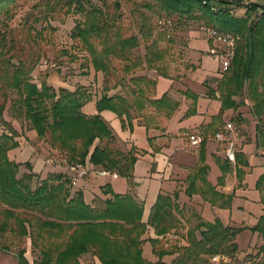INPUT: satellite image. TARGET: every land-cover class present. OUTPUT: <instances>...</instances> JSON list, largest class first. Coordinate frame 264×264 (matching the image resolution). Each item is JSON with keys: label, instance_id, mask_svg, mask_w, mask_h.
Returning <instances> with one entry per match:
<instances>
[{"label": "trees", "instance_id": "obj_1", "mask_svg": "<svg viewBox=\"0 0 264 264\" xmlns=\"http://www.w3.org/2000/svg\"><path fill=\"white\" fill-rule=\"evenodd\" d=\"M212 1L226 7L215 8ZM20 6L19 0H0V237L4 238L3 243L7 236L11 239L1 248L12 251L10 247L15 246L16 264H80L86 254L101 264H152L142 257L146 241L142 237L147 226L153 228L157 237L180 226L170 197L159 195L147 223H142L143 205L131 195L113 194L106 184L103 193L111 198L92 207L70 183L68 173H50L43 179L36 173L37 176L29 172L19 175L23 165L31 171L30 163L11 160L8 154L19 148L23 137L12 124L17 121L24 130L34 132L38 140L62 153L67 163H81L88 172L107 171L130 182L136 162L133 149L124 153L115 147L113 133L100 113H113L120 120L121 129L129 131L135 119L149 130L155 112L169 117L167 96L153 100L155 82L144 73V69L153 70L167 77V72L156 67L164 60L163 52L153 42L144 48L143 55L134 54L141 43L134 35L124 36L118 24V2L96 6L91 0H36L15 31L9 24ZM140 8L165 19L160 23L166 28H173V21L178 25L202 22L240 37L229 69L215 80L220 114L244 106L236 99L245 95L256 120L255 144L264 152V8L244 4L243 0H143L132 12L139 17L140 28H146ZM237 8L244 9L243 16L235 15ZM58 14L79 16L70 38L75 48L85 53L80 64L82 75L90 69L102 75V94L96 100L97 114L93 116L82 113L84 105L94 97L85 86L54 89L45 80L39 84L33 81L32 73L41 59L36 50L38 42L44 33L54 31L49 22ZM41 21L46 26L38 29L36 25ZM15 33L23 38H16ZM142 36L147 42L150 33L145 31ZM77 60L73 57L72 62ZM193 112L189 109L185 117ZM246 165L243 154L236 153L233 167L238 178V167ZM220 169L223 177L231 170L229 162H223ZM205 170L202 165L194 171V177L190 176L186 189L189 196L195 191L191 190L195 178ZM256 187L263 192L264 176ZM249 229L264 241V213ZM242 230L224 227L219 220L206 223L198 218L194 227L188 229V245L180 250L174 264H212L211 256L219 254L233 257L237 251L235 237ZM25 239L30 242L31 254H35L32 262L21 246ZM147 241L158 260L172 253L159 246L161 240ZM259 253L263 257L256 264H264V245Z\"/></svg>", "mask_w": 264, "mask_h": 264}, {"label": "crops", "instance_id": "obj_2", "mask_svg": "<svg viewBox=\"0 0 264 264\" xmlns=\"http://www.w3.org/2000/svg\"><path fill=\"white\" fill-rule=\"evenodd\" d=\"M243 3L255 4L264 8V0H243ZM178 41H180L177 45L179 47L178 61L170 64L167 77L159 76L156 71L152 70L144 72L155 82V94L152 99L158 100L163 95L167 96L166 111L171 112L169 117L155 112L149 124V130L138 124L139 119L133 120L131 131L122 130L128 134L140 131L144 133L145 144L138 147L129 139L119 140L111 129L109 121L104 117L107 111L101 112L102 119L113 133L115 147L124 153L133 149L136 162L130 182L122 178L124 184L118 189L113 188L110 183L100 184L99 188L93 191L94 195L90 201L84 200L92 207L101 206L104 200L111 198L102 190L104 185L109 184L113 194L131 195L142 203V223H147L158 196L170 197L176 205L173 214L180 221V226L164 237L155 236L153 228L147 226L146 233L142 237L146 240L142 245V257L146 260L149 254L152 264H174L181 254L180 250L188 245L186 239L188 229L194 227L198 218L206 223L219 220L224 227L246 228L242 212H233L234 202L237 201V211H239L241 210L239 204L242 200L260 203L262 198L264 199V190L259 191L256 187L258 179L264 176L262 170L264 157L257 156L260 149L255 144L254 127L256 123L252 122L253 129L248 132V136L243 134L245 124H249L248 121L252 117H248L243 111L247 105L236 110L229 109L220 114L221 104L215 96V93H218L215 80H219L222 74H220L217 60L211 55L215 44L207 40L206 36L197 34L194 29L180 34ZM62 88L72 90L66 84ZM213 92L214 95H212ZM99 97L94 95L92 101L84 105L82 113L87 116L97 114L95 104ZM189 109L194 112L185 117ZM112 115L120 123V120L114 114ZM235 117L237 121L245 119L246 122L243 123V132L240 129L239 133H236V153L243 154V160L247 165L238 167L241 171L240 178H238L235 168L229 163L231 170L222 177L220 166L223 162H228L224 158L225 147L223 143L216 142L213 137L226 124L234 126L232 122L235 123ZM238 124V122L235 123V126H239ZM119 125L121 126V123ZM193 134L203 137V142L199 147H192L189 144L188 137ZM245 138L248 139L244 140ZM202 165L206 166V170L195 178V187L191 189L195 191L189 196L186 189L190 184V176L194 177V171ZM90 173L95 174V172ZM78 181L75 184V190L83 193ZM80 182L90 184L89 177L83 178ZM229 196L230 201H228ZM228 203H230L229 206H227ZM150 239L161 240L159 246L172 253L158 260L152 252L151 243L147 241ZM79 262L80 264H101L96 257L89 254L83 255Z\"/></svg>", "mask_w": 264, "mask_h": 264}, {"label": "rangeland", "instance_id": "obj_3", "mask_svg": "<svg viewBox=\"0 0 264 264\" xmlns=\"http://www.w3.org/2000/svg\"><path fill=\"white\" fill-rule=\"evenodd\" d=\"M35 1L36 0H19V4L21 6L17 10L14 20L9 24L13 30L17 31L20 28L24 16L29 11V7L32 6ZM91 2L96 6H102L104 3L112 6L114 5V2H118L121 6V9L117 12L120 17L118 24H121L124 36L134 35L140 40L141 43L140 47L134 51V54L139 56L143 55L145 52L144 48L155 42L156 48L163 52L164 60L156 64V67L162 72H168L170 64L176 63L178 61L177 50H179V47L177 45L180 42L178 41L180 34H183L189 29H194L197 34L205 36L200 31V27L206 26L202 22H188L185 25H178L177 22L173 21V28H166L160 23L165 19L158 18V16H155L153 13L144 8H140V12L145 19L144 26H146V28H140L141 21L139 17H135L132 12L133 10L137 9L143 0H91ZM211 3L215 8L226 7V5L217 1H212ZM234 13L236 16H243L244 9L239 8ZM77 20H79V16L73 14L69 16L58 14L54 16L53 19H51L49 25L54 31L44 33L43 39L38 42L39 47L36 48V50L40 51L41 59L38 66L32 73V78L36 84H39L42 80H45V82L54 89L65 87V84L72 89H74L76 86H85L89 91H91L92 94L99 97L102 94V75L100 73H95L92 69L88 71L87 75H82L83 71L80 69V64L82 62L81 58L83 55H85V53L78 51L70 38L71 31ZM45 26L46 23L42 21L36 25L38 29ZM145 31L146 33H150L149 38L146 39L147 42L144 41L142 36V33ZM14 35H16V38L18 39L23 38L22 34L15 33ZM208 39L209 38H207V40ZM215 47L216 46L213 48L215 49ZM73 57H78L79 60L72 62ZM146 71L151 70L144 69V72ZM236 100L244 102V106L247 105V109L243 108V111L248 117H251V103L245 98V95H241V97L237 98ZM245 101L247 102L246 104ZM110 113L111 112L108 113L107 111V113H104V117L107 121H109L111 129L119 140L125 141L129 139L133 141L138 147H142L145 144L146 138L142 131L133 134H128L122 131L123 129H121V126L119 125L120 123L113 117V113ZM8 116L9 113L6 111V117L9 119ZM237 122L239 123V126H235V123ZM252 122L256 123V120L253 116L248 121L249 124H245L246 127H244V132L242 130L244 126L243 123H246L245 119L242 121H237L235 117V123L232 122V124L236 127L235 128L233 126L236 130V133H239V130L241 129L243 134L248 136V132L253 129ZM12 124L19 132H22L23 137L19 139V149L9 152L8 157L9 159L16 162H28L31 165V171L26 169L24 165L21 166L19 175H22L24 172L34 174L36 173L38 174V176L35 174L37 177L43 179L46 178V175H49L50 173H67L66 165L68 163L64 159L62 153L56 149H51L46 143L38 140L34 132L24 130L21 123L13 121ZM247 139L248 138H245L244 140ZM259 152L260 153H258L259 155L257 154V156L264 157V152L262 150ZM167 153L170 154L171 152ZM262 170L264 172V166H262ZM37 177H35L32 181L33 187L36 185ZM86 177H89L90 184H84V182H80L82 179L78 181L79 185L83 189V197L84 200L86 199L85 201H90L91 197L94 195L93 191H96L100 184L110 183V185L115 189L122 187L124 184L123 179L121 177L118 178L117 175H109L104 176L105 178H102L96 173L94 174L88 172ZM236 204L237 201L234 202V209L232 208L233 212H242L246 225L244 227L246 228H242L243 230L240 231L235 237L237 251L232 258H234L235 264H256L257 262H260L263 257V255L259 253V249L262 245H264V241L258 233L255 232L252 234V231L249 228H253L257 224L259 217L262 216V212L264 211V199L262 198L260 203L242 200L239 204L241 205V210L239 211H237ZM256 234L258 236H256ZM197 237L199 238L198 233ZM3 241L4 238L0 237V264H16L14 249L15 246L10 247V250L12 251H4L1 247L5 246V244L10 242L11 239L9 236H7L5 238V243H3ZM21 246L22 248L26 249V257L29 262H32L35 254H31L29 240L25 239ZM148 257L149 258L146 260L151 262V256L149 254Z\"/></svg>", "mask_w": 264, "mask_h": 264}, {"label": "built area", "instance_id": "obj_4", "mask_svg": "<svg viewBox=\"0 0 264 264\" xmlns=\"http://www.w3.org/2000/svg\"><path fill=\"white\" fill-rule=\"evenodd\" d=\"M200 31L215 44L216 47L211 55L219 64L220 74H224L229 69L234 58L240 41L239 36L231 33H222L208 26L200 27ZM215 96L218 98L219 94L215 93ZM213 139L218 143L224 144V158L234 166L237 142L235 128L231 124H226L221 131L214 135ZM188 141L190 146L199 147L203 142V137L199 134H193L188 137ZM66 170L72 185H75L78 180L85 178L88 174V170L81 163H68ZM95 173L101 177L116 175L107 171H96ZM210 261L212 264H235L234 258L221 254L211 256Z\"/></svg>", "mask_w": 264, "mask_h": 264}]
</instances>
